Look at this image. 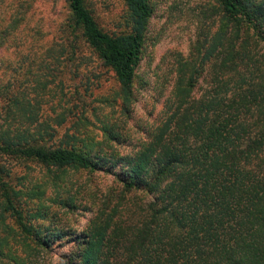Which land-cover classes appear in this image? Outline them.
Instances as JSON below:
<instances>
[{
    "label": "trees",
    "instance_id": "16d2710c",
    "mask_svg": "<svg viewBox=\"0 0 264 264\" xmlns=\"http://www.w3.org/2000/svg\"><path fill=\"white\" fill-rule=\"evenodd\" d=\"M64 1L73 27L130 101L151 0H122L126 30L113 34L83 0ZM214 2L215 28L196 57L179 64L161 119L133 154L95 158L44 147L2 118L0 213L35 248L49 250L63 233L41 235L31 224L47 199L10 184L8 160L110 177L116 195L69 238L75 248L64 264H264V0ZM55 204L74 208L71 200Z\"/></svg>",
    "mask_w": 264,
    "mask_h": 264
},
{
    "label": "rangeland",
    "instance_id": "374dc122",
    "mask_svg": "<svg viewBox=\"0 0 264 264\" xmlns=\"http://www.w3.org/2000/svg\"><path fill=\"white\" fill-rule=\"evenodd\" d=\"M83 3L104 32L126 30L122 0ZM151 4L132 97L125 102L112 72L73 27L64 0H0V123L3 118L8 128L29 131L44 147H73L95 158L133 154L161 119L179 64L196 57L216 21L214 0ZM203 88L201 81L197 96ZM108 134H116V141H108ZM2 166L10 184L43 191L48 208L31 224L41 235L63 234L49 250L35 248L0 213V264H64L75 248L69 238L80 235L105 198L116 195L102 172H53L11 160ZM65 199L74 208L55 204Z\"/></svg>",
    "mask_w": 264,
    "mask_h": 264
}]
</instances>
